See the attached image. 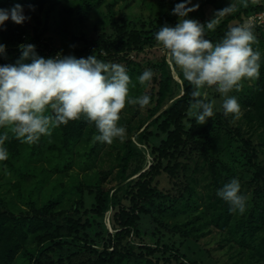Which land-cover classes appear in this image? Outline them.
Masks as SVG:
<instances>
[{"label": "trees", "instance_id": "1", "mask_svg": "<svg viewBox=\"0 0 264 264\" xmlns=\"http://www.w3.org/2000/svg\"><path fill=\"white\" fill-rule=\"evenodd\" d=\"M123 1L0 0V8L20 4L30 17L23 24L9 19L0 28V43L7 46L0 64H14L22 43L36 45L44 58L69 50L77 58L96 55L127 64L131 97L150 96L143 108L126 103L118 122L126 136L111 148L93 142L95 123L83 116L33 144L16 139L10 126L0 128L9 135L8 159L0 161V264H264V26L248 20L264 10V0H238L236 10L206 34L216 43L229 26L248 22L261 68L258 79H244L230 93L241 105L238 116H225L220 94L208 88L218 110L205 124L187 115L193 86L167 54L150 86L139 84L143 71L130 58L160 45L156 32L179 22L173 9L184 0H159L161 9L148 25L117 15L115 6ZM55 2L53 31L48 12ZM193 3L200 7L189 18L206 24L231 0ZM161 177L167 179L162 187ZM232 178L248 198L244 214L231 212L217 196ZM166 233L184 243L174 246Z\"/></svg>", "mask_w": 264, "mask_h": 264}, {"label": "clouds", "instance_id": "2", "mask_svg": "<svg viewBox=\"0 0 264 264\" xmlns=\"http://www.w3.org/2000/svg\"><path fill=\"white\" fill-rule=\"evenodd\" d=\"M237 2L231 0L204 24L189 18L200 5L184 0L173 9L179 22L160 27L155 34L169 63L193 86V102L187 115L199 124H205L218 110L217 101L208 99L205 89L214 88L220 94V109L225 116H238L241 105L230 93L239 91L244 79L260 76L261 52L252 46L256 37L248 22L229 26L219 42L206 38L207 32L215 30L224 17L236 10ZM9 19L23 24L30 17L22 5L16 4L11 9L0 8V28ZM6 48L0 43V55L6 54ZM19 49L22 55L14 64H0V128L10 126L12 135L22 143H36L50 136L52 129L82 116L95 123L98 134L92 137L94 143L123 141L126 128L118 123L121 110L126 103L141 108L150 103L147 94L135 98L129 95L131 78L122 64L105 62L96 55L77 58L57 54L44 58L32 43H22ZM154 76L153 70L146 69L138 77L139 84L150 86ZM48 109L51 115L46 114ZM8 139L7 132L0 134V161L8 159L4 147ZM217 196L229 204L231 212L245 213L248 198L238 178L225 183Z\"/></svg>", "mask_w": 264, "mask_h": 264}, {"label": "rangeland", "instance_id": "3", "mask_svg": "<svg viewBox=\"0 0 264 264\" xmlns=\"http://www.w3.org/2000/svg\"><path fill=\"white\" fill-rule=\"evenodd\" d=\"M196 1H199V0H196ZM159 6H161L159 3V0H127V1L119 2L115 6V9H116L115 11L118 13L117 15L121 17H138L136 19V23L140 24L144 21L148 25V23L150 22V18L156 15L158 11L161 9ZM48 14H49L48 20L50 23H52V30L54 31V26H56L55 21L58 18V2H55L54 6L49 8ZM109 21L110 20L106 19V17L104 16L102 22L104 24H108ZM90 27H92L91 23H90ZM100 30H101V27H100ZM89 32H90L89 35H94L93 29H90ZM71 54L72 52L69 50L68 55H71ZM162 54H166V51L163 50L161 45H159L157 47H153L152 49L146 48L144 51L140 53H132L130 55V58L134 59L140 64L141 71L144 72L146 69H151L153 70L154 73H156L158 70L157 66L161 62ZM119 64H122L124 66L127 65L125 62L123 63L119 62ZM174 75H175V78L179 82H181L178 75L176 73ZM247 81L253 84L252 80H247ZM205 91L207 92L208 89H205ZM180 94H181V90L179 89L178 92L175 94L173 100L170 101L169 104L172 103L178 96H180ZM106 147L111 148L112 146L111 144H106ZM105 164L108 165V162H105ZM74 171H78V168H74ZM138 174H136L135 176H137ZM159 181L161 182V187H162L165 181H167V179L166 177H161V180ZM110 214H111V210H109L108 216H107L108 225H110V222H109ZM145 223L148 228L153 229L152 225L149 224L148 221ZM164 236H165V240L172 243L176 247H180L182 243H184V239L178 235H172L170 233H166ZM200 247L203 248L204 245H200Z\"/></svg>", "mask_w": 264, "mask_h": 264}, {"label": "built area", "instance_id": "4", "mask_svg": "<svg viewBox=\"0 0 264 264\" xmlns=\"http://www.w3.org/2000/svg\"><path fill=\"white\" fill-rule=\"evenodd\" d=\"M250 24H257V25H263L264 26V10L260 12H256L254 14H251L248 17Z\"/></svg>", "mask_w": 264, "mask_h": 264}]
</instances>
